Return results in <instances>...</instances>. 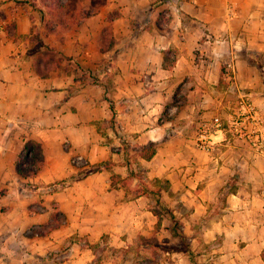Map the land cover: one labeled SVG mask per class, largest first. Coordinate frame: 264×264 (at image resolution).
Listing matches in <instances>:
<instances>
[{"label":"crops","instance_id":"0c3cea01","mask_svg":"<svg viewBox=\"0 0 264 264\" xmlns=\"http://www.w3.org/2000/svg\"><path fill=\"white\" fill-rule=\"evenodd\" d=\"M59 1L0 0L2 243L18 246L15 229L46 224L45 250L65 238L71 246L151 234L159 198L168 218L156 235L165 228L175 237L181 221L192 241L221 239L226 264H264V156L254 149L255 134L264 139V100L251 59L264 54V0ZM241 86L248 92L230 90ZM240 95L260 120L239 111ZM219 115L229 123L208 129ZM205 129L210 152L195 145ZM27 140L39 144L43 167L24 178L15 162ZM149 143L155 154L137 157ZM155 178L160 193L141 194Z\"/></svg>","mask_w":264,"mask_h":264},{"label":"rangeland","instance_id":"374dc122","mask_svg":"<svg viewBox=\"0 0 264 264\" xmlns=\"http://www.w3.org/2000/svg\"><path fill=\"white\" fill-rule=\"evenodd\" d=\"M240 54L246 55V53L242 51ZM252 56L258 60H262L264 63L263 53H259V56ZM252 62H254L256 66L255 74L252 75L258 78L259 82V85L255 88L262 93V95H260V101H257V99L256 101L262 103L264 100V67L259 68L257 66V64H259L257 60L253 61L252 59ZM224 73L230 76L234 75L231 69H229L228 72L224 71ZM244 75H248L247 72ZM230 90L236 92V94H244L248 92V87L241 86L239 89L232 88ZM219 118L222 122V126H226L228 123L227 118L224 115H219ZM93 170L95 171L96 169H88V171L83 173L85 174ZM136 174L139 175L140 173L136 172ZM23 187L27 188L24 185ZM224 198L225 194L221 192L216 199V203H213L211 207L212 212L218 211L222 206ZM160 200L158 198V201ZM162 201L164 200L160 201V209L164 207ZM151 205L153 206L151 207L152 210H159L158 207H156V202ZM41 206L39 199H37L29 206V209L31 212L36 213L41 211ZM53 207L56 209V206ZM56 214L55 212L53 217H56ZM161 215L160 223H155V227L150 229L151 234L148 233L145 235L129 232L122 235L121 239L116 241L108 236H102L101 240L97 242L98 245L90 249L89 252L91 253H89L90 255H88V257L82 254V250L87 247L83 239L70 246L69 240L65 238V240H61L57 245L49 244L45 250L43 236L51 232L53 226L50 224L44 226H29L21 230L20 228L15 229L14 233H17V243L20 241L18 246H15L13 243L8 244V242L2 243L4 242L3 240L7 238L9 231H1L0 264H63V262L64 264H226L225 260H222V255L225 252L223 249L225 245L222 243L217 244L221 239L217 238L215 243L211 242L207 244L198 242V239L192 241L189 239L190 235L183 234V222L181 221H176L174 224L179 231L175 237H168L165 228L160 231L159 235H156V229L161 227L163 216L168 218L166 213H161ZM157 220L159 219L157 218ZM50 236L52 235L50 234ZM26 239H30V243H26L28 242ZM70 243H72V240ZM185 243L189 245V251L185 249ZM39 251H41L43 259L37 258L38 255L36 254ZM247 253L255 254V250L250 249ZM91 254H93V256H91Z\"/></svg>","mask_w":264,"mask_h":264},{"label":"trees","instance_id":"16d2710c","mask_svg":"<svg viewBox=\"0 0 264 264\" xmlns=\"http://www.w3.org/2000/svg\"><path fill=\"white\" fill-rule=\"evenodd\" d=\"M55 4H59L60 1L59 0H52ZM94 9V7L92 8ZM92 12H86V15L91 14ZM251 55H258L259 53H255L252 52ZM251 59H253L254 61H258L259 64L258 66L263 68L264 67V63L262 62V60H258L257 58L252 57ZM155 146L152 143H149L145 146H142L140 148V150L138 152H136V156L137 157H141L143 159H150L154 154H155ZM15 167H16V171L17 173H19V175H21L24 178H28L29 176L35 175L37 174L41 168L43 167V159L41 156V150L39 147V144L36 141L33 140H27L24 143L23 149L22 151L18 154L17 158H16V162H15ZM94 169L98 170L100 169L99 166H96ZM135 174L133 172H130L129 178L134 177ZM118 176L115 174L111 175V180H112V186H116V182L118 180ZM141 183V182H140ZM151 184L155 185L156 188L155 189H151L149 185L146 184H141V190L139 191L141 194L144 195H149V194H159L160 193V187H161V180L160 179H153L151 181ZM24 186H27L29 188H33V187H39V186H31L28 183H23ZM50 185H47V187H49ZM163 188H167V185H164ZM157 205H160V201L157 200ZM153 214H155L157 216V218L159 220H157L156 224L160 223V216H161V212L158 210H152ZM167 213H169L168 211H166ZM171 219L174 218V215L170 212L169 213ZM176 230V226L173 228V232H175ZM79 240V238L75 237V238H71L70 240ZM87 244V243H86ZM98 244H87V247L89 248H93L96 247ZM185 249L187 251H189V245L187 243H185ZM260 256L261 259L264 263V247L262 248L261 252H260ZM43 259V258H41Z\"/></svg>","mask_w":264,"mask_h":264},{"label":"built area","instance_id":"2783aa9c","mask_svg":"<svg viewBox=\"0 0 264 264\" xmlns=\"http://www.w3.org/2000/svg\"><path fill=\"white\" fill-rule=\"evenodd\" d=\"M237 103L239 106V111L245 115H248L250 121L252 120L253 122H255L256 120H260V114L258 113V110L255 108L253 100L249 96L240 95L238 97ZM253 122H251L252 127L256 128L255 127L256 125ZM233 124L235 125L234 122H233ZM206 127L208 129L219 130L223 126H222V122H221L220 118L218 116H215L212 118V120L209 124H206ZM235 127L237 130H240L238 124L235 125ZM206 129L203 132H199V134L196 136L195 145L203 151L210 152L213 149L215 139L213 137H211L212 136L211 134L207 133L209 131H207ZM256 130L257 129H255V131H253L254 134H255ZM255 136H256V138L254 140L255 152L264 156V139L259 135L255 134Z\"/></svg>","mask_w":264,"mask_h":264}]
</instances>
